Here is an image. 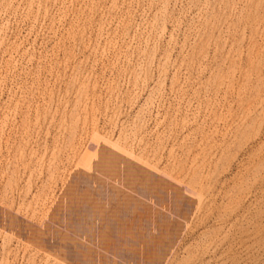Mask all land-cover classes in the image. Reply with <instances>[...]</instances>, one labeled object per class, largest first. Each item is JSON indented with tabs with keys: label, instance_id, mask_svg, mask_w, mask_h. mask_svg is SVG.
I'll return each mask as SVG.
<instances>
[{
	"label": "rangeland",
	"instance_id": "1",
	"mask_svg": "<svg viewBox=\"0 0 264 264\" xmlns=\"http://www.w3.org/2000/svg\"><path fill=\"white\" fill-rule=\"evenodd\" d=\"M0 264H264V0H0Z\"/></svg>",
	"mask_w": 264,
	"mask_h": 264
}]
</instances>
